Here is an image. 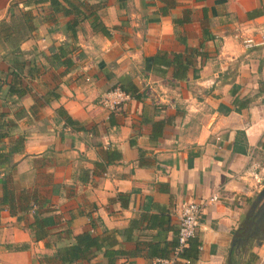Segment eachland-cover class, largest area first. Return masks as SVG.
I'll return each instance as SVG.
<instances>
[{
	"label": "crops",
	"instance_id": "crops-1",
	"mask_svg": "<svg viewBox=\"0 0 264 264\" xmlns=\"http://www.w3.org/2000/svg\"><path fill=\"white\" fill-rule=\"evenodd\" d=\"M103 1L107 34L87 17L75 39V16L49 0H0V264H58L84 232L97 238L90 258L66 264H152L177 245L182 205L215 194L198 257L184 256L256 264L264 44L242 39L264 34V0ZM15 61L22 95L10 91ZM121 85L140 97L118 113L101 94Z\"/></svg>",
	"mask_w": 264,
	"mask_h": 264
},
{
	"label": "trees",
	"instance_id": "trees-1",
	"mask_svg": "<svg viewBox=\"0 0 264 264\" xmlns=\"http://www.w3.org/2000/svg\"><path fill=\"white\" fill-rule=\"evenodd\" d=\"M43 1V0H41ZM51 3L52 9L56 12H62L65 15H74L75 18L73 22L70 24V27L72 29V35L76 39L77 37V27L79 25V22L87 17H93V28L98 31L101 30L105 34L109 31L108 28L103 24V22L100 20V17L98 15V11L104 6V1H98V2H92L90 4L89 0H49ZM89 9V12H86ZM14 36L12 34H8L7 38H13ZM24 37V36H22ZM21 38H19L20 40ZM66 57V58H65ZM178 58V56H176ZM56 65H62L65 64L68 68H70L73 65V61L67 57L65 52H61L59 54V58H57ZM20 64L18 61L13 62V65L11 66V74L13 76V81L10 87V91L12 93H16L19 95H22L26 92V89H24L19 83L21 79V71ZM184 70H187L188 67L184 66ZM176 74V73H175ZM178 75V74H177ZM2 80V79H1ZM1 83V81H0ZM0 84V91L1 86ZM121 87L132 94L133 97H140L135 88H133L131 85H121ZM58 94H54V98L58 97ZM249 100H241V105L243 107L247 106V103H249ZM221 110H225L226 113L231 111V108H225V106H220ZM237 111H241V108H237ZM61 112H63L61 110ZM67 123L71 125H76L78 122L77 120L73 119L71 116L67 115ZM239 134L242 132H238ZM245 135V134H244ZM235 151H238L240 148L235 147ZM1 201L5 202V199H1ZM32 230H35V236L37 240L43 239L46 234V228L41 223L40 219H37L32 226H30ZM35 228V229H34ZM76 242L70 245H66L63 247H58L55 253V259L58 261V264H66V263H72L79 259H89V252L92 247L97 245V238L93 237L89 232H84L81 234H76L74 236ZM201 242L198 239H195L191 246L186 250L185 254H187L188 257L191 258H197L198 252H199V246ZM89 253V254H88ZM51 259V258H50ZM258 259V255L255 253L251 254V260L254 262ZM232 264H236V261H233Z\"/></svg>",
	"mask_w": 264,
	"mask_h": 264
},
{
	"label": "built area",
	"instance_id": "built-area-1",
	"mask_svg": "<svg viewBox=\"0 0 264 264\" xmlns=\"http://www.w3.org/2000/svg\"><path fill=\"white\" fill-rule=\"evenodd\" d=\"M243 44L250 48L264 44V34L260 39L255 37H243ZM3 72L0 69V81ZM133 98L132 94L121 86H116L101 94L103 104L113 112L123 113L126 105ZM219 195L215 194L200 200L185 202L181 208L180 224L178 230V242L166 257H159L153 260L152 264H177L184 262L191 264V259L184 256L186 250L191 246L192 240L196 238L197 232L202 224L205 209L209 204L217 202Z\"/></svg>",
	"mask_w": 264,
	"mask_h": 264
},
{
	"label": "rangeland",
	"instance_id": "rangeland-1",
	"mask_svg": "<svg viewBox=\"0 0 264 264\" xmlns=\"http://www.w3.org/2000/svg\"><path fill=\"white\" fill-rule=\"evenodd\" d=\"M257 159L259 161H261V163H264V150L262 148H258L257 150ZM259 167V165H258ZM259 187H260V191L264 188V179L262 178L260 183H259ZM258 187V189H259ZM257 193H255L254 197L256 196ZM260 242V241H264V239H257L256 241H253V243L255 244V254L258 255V260H257V263L256 264H264V246H261V247H258L257 246V242ZM252 243V244H253ZM253 246V245H252Z\"/></svg>",
	"mask_w": 264,
	"mask_h": 264
},
{
	"label": "flooded vegetation",
	"instance_id": "flooded-vegetation-1",
	"mask_svg": "<svg viewBox=\"0 0 264 264\" xmlns=\"http://www.w3.org/2000/svg\"><path fill=\"white\" fill-rule=\"evenodd\" d=\"M263 202H264V198L260 202L261 205L263 204ZM260 209L261 210H260L258 216L256 217L255 222L253 223L254 226L251 227V232L248 235L249 237L256 235L257 230H259L260 232L264 231V209H263V207H261ZM245 239H247V237Z\"/></svg>",
	"mask_w": 264,
	"mask_h": 264
},
{
	"label": "water",
	"instance_id": "water-1",
	"mask_svg": "<svg viewBox=\"0 0 264 264\" xmlns=\"http://www.w3.org/2000/svg\"><path fill=\"white\" fill-rule=\"evenodd\" d=\"M263 198H264V188L259 192L257 201L261 202ZM261 207H263L264 209V202ZM260 244H262V241H260Z\"/></svg>",
	"mask_w": 264,
	"mask_h": 264
}]
</instances>
